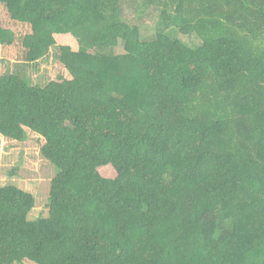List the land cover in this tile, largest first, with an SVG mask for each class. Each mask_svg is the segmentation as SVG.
I'll use <instances>...</instances> for the list:
<instances>
[{"label": "trees", "instance_id": "trees-1", "mask_svg": "<svg viewBox=\"0 0 264 264\" xmlns=\"http://www.w3.org/2000/svg\"><path fill=\"white\" fill-rule=\"evenodd\" d=\"M6 49L0 146L36 132L56 173L35 218L0 186V264H264V0H0Z\"/></svg>", "mask_w": 264, "mask_h": 264}, {"label": "rangeland", "instance_id": "rangeland-1", "mask_svg": "<svg viewBox=\"0 0 264 264\" xmlns=\"http://www.w3.org/2000/svg\"><path fill=\"white\" fill-rule=\"evenodd\" d=\"M125 13L131 24L139 26L142 33H151L155 26L157 14L154 16L140 15L130 2L125 5ZM178 37L189 46H197L201 40L195 33L178 32ZM0 59L6 60L11 68L21 62L12 49L0 52ZM28 74L35 82L47 83L58 72L57 64L52 57H45L38 62L27 64ZM45 139L38 133L29 130L28 139L17 141L2 136L0 146V186L13 183L33 192L37 197V204L30 213L31 217L47 215L49 212L48 198L51 180L56 168L46 160L41 152ZM15 172L11 174V172ZM107 175H113L111 168H104ZM25 264H33L26 262Z\"/></svg>", "mask_w": 264, "mask_h": 264}]
</instances>
